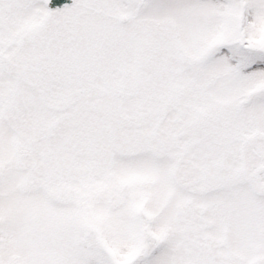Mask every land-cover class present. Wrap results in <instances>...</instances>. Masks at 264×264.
I'll list each match as a JSON object with an SVG mask.
<instances>
[{
	"label": "snow or ice",
	"instance_id": "1",
	"mask_svg": "<svg viewBox=\"0 0 264 264\" xmlns=\"http://www.w3.org/2000/svg\"><path fill=\"white\" fill-rule=\"evenodd\" d=\"M0 264H264V0H0Z\"/></svg>",
	"mask_w": 264,
	"mask_h": 264
}]
</instances>
